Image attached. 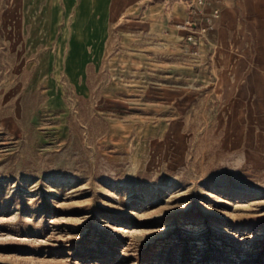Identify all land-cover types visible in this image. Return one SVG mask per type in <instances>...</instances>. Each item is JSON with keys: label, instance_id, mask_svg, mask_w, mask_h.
<instances>
[{"label": "rangeland", "instance_id": "rangeland-1", "mask_svg": "<svg viewBox=\"0 0 264 264\" xmlns=\"http://www.w3.org/2000/svg\"><path fill=\"white\" fill-rule=\"evenodd\" d=\"M30 31L0 0V264H264V168L149 158L146 105L74 93Z\"/></svg>", "mask_w": 264, "mask_h": 264}, {"label": "crops", "instance_id": "crops-1", "mask_svg": "<svg viewBox=\"0 0 264 264\" xmlns=\"http://www.w3.org/2000/svg\"><path fill=\"white\" fill-rule=\"evenodd\" d=\"M20 2L27 39L35 21L38 41L51 31L44 55L65 59L74 93L97 83L102 100L146 105L132 135L149 158L183 161L196 138L203 156L264 168V0Z\"/></svg>", "mask_w": 264, "mask_h": 264}, {"label": "built area", "instance_id": "built-area-1", "mask_svg": "<svg viewBox=\"0 0 264 264\" xmlns=\"http://www.w3.org/2000/svg\"><path fill=\"white\" fill-rule=\"evenodd\" d=\"M198 1H200V0H198ZM218 14H219V10H218L217 8H214V9L212 10V12H211L210 15H206L207 24H205V25H201V26H198V28L195 29V30H193V31H194V32L196 31L197 33H203V32H205V31H207L208 29L213 28V24L209 21V17H210V16H218ZM184 25H185V26H186V25H189V21L186 20V21L184 22ZM193 31H192V32H193ZM186 37H187L188 39H191V37H192V33L188 34Z\"/></svg>", "mask_w": 264, "mask_h": 264}]
</instances>
